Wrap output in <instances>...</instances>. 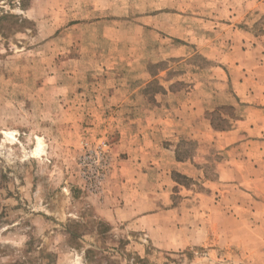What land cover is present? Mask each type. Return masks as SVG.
<instances>
[{"label": "rangeland", "instance_id": "374dc122", "mask_svg": "<svg viewBox=\"0 0 264 264\" xmlns=\"http://www.w3.org/2000/svg\"><path fill=\"white\" fill-rule=\"evenodd\" d=\"M237 31L260 42L264 0H0V264H264L262 233L198 212L199 194L229 205L210 196L221 156L203 126L242 114L212 78ZM194 106L203 141L187 119L178 154L205 157L204 176L137 175L138 218H102L111 182L134 178L130 130Z\"/></svg>", "mask_w": 264, "mask_h": 264}, {"label": "crops", "instance_id": "0c3cea01", "mask_svg": "<svg viewBox=\"0 0 264 264\" xmlns=\"http://www.w3.org/2000/svg\"><path fill=\"white\" fill-rule=\"evenodd\" d=\"M250 32L237 31L233 35V46L228 48L225 53L222 66H213L212 71L218 72V78L212 77L214 85L226 90L231 85L233 88V99L242 106V114L239 118L232 120V126L226 129H217L212 122L206 121L205 131L211 136L210 145L220 151L221 158L216 160V182L211 184L213 192L210 196L224 198V205L213 203L209 197L208 208L206 197L199 194L201 201L198 204V212L202 208L208 210L209 218L211 213H220L234 221L236 227L244 231L248 238V229L255 228L254 232L262 233L260 244L264 243V35L260 37V42L255 46L248 42L251 40ZM244 40L248 42L245 43ZM216 76V75H215ZM214 98H220L223 94H217ZM226 105V104H225ZM190 110V111H189ZM203 113L199 107L192 109L178 110L169 127L150 128L136 127L130 130L131 138L137 141L135 150L131 148V158L125 162L124 166L134 174L133 181H122L112 183L110 190L104 193L103 202L97 205V212L108 222L116 223L125 220L126 222L138 218V204L136 201H129L131 196L141 195L139 192L136 176H144L150 179L152 171L161 172L164 175H181L190 179H196L201 172L204 176L208 160L197 154L192 158L183 159L179 157L178 148L184 141L183 135L186 134L184 124L187 119L190 122L187 126H192V139H199L200 123ZM224 120L227 117L224 116ZM138 122V121H136ZM143 128V129H142ZM167 135L162 138L160 133ZM134 136V137H133ZM199 136V138H198ZM169 137V138H168ZM200 141H203L199 139ZM218 187H225L224 191ZM130 189H134L130 190ZM216 190V191H214ZM132 191V192H130ZM148 194V193H147ZM235 202L233 197H235ZM254 196L259 200H252ZM204 197V198H203ZM231 197V200L229 199ZM119 198L122 201L119 202ZM158 200V198H156ZM125 200V203H123ZM240 203V205L237 204ZM203 210L204 213H206ZM232 210H235L234 213ZM234 214L237 217L234 218ZM229 215V216H228ZM144 217V215L142 216ZM139 222V221H137ZM210 236L211 233L209 232ZM227 242L233 243L232 232L227 235ZM236 234V231H235ZM167 242V241H166ZM243 242V241H242ZM246 242V241H245Z\"/></svg>", "mask_w": 264, "mask_h": 264}, {"label": "bare ground", "instance_id": "6f19581e", "mask_svg": "<svg viewBox=\"0 0 264 264\" xmlns=\"http://www.w3.org/2000/svg\"><path fill=\"white\" fill-rule=\"evenodd\" d=\"M33 156H41L44 154V144L40 138H37V144L32 152Z\"/></svg>", "mask_w": 264, "mask_h": 264}]
</instances>
